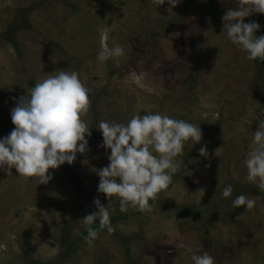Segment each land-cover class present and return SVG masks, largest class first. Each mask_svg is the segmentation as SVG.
<instances>
[{
	"label": "rangeland",
	"instance_id": "374dc122",
	"mask_svg": "<svg viewBox=\"0 0 264 264\" xmlns=\"http://www.w3.org/2000/svg\"><path fill=\"white\" fill-rule=\"evenodd\" d=\"M169 8L153 0H0V138L15 127L11 110L30 95L28 81L36 84L57 70L76 71L89 89L84 120L92 133L88 150L71 164L81 193L64 164L49 169L53 178L40 185L14 168L12 175L0 171V264H193L191 256L204 252L215 264H264V192L241 188L257 187L247 180L245 160L264 119V68L223 30L222 17L238 0H215L221 16L206 0ZM244 20L257 22L256 36L264 35V14ZM101 28L123 56L97 60ZM150 113L200 125L202 141L186 144L183 170L149 201L151 212L132 206L121 212L117 200L110 217L123 218L112 224L115 231L102 230L89 245L80 237L82 218L97 211L95 199L109 203L98 192L97 170L110 155L98 124H126ZM228 184L234 191L223 198ZM241 194L256 200L252 210L233 207ZM180 206L193 210L179 213Z\"/></svg>",
	"mask_w": 264,
	"mask_h": 264
},
{
	"label": "clouds",
	"instance_id": "9594fccd",
	"mask_svg": "<svg viewBox=\"0 0 264 264\" xmlns=\"http://www.w3.org/2000/svg\"><path fill=\"white\" fill-rule=\"evenodd\" d=\"M153 2L156 6L167 2L171 10L180 0ZM253 13L264 14V0H238V8L223 15V30L227 39L246 53L247 59L264 61V35L256 36L261 26L244 20ZM98 32V61L106 62L125 54L122 46L109 45L107 29ZM9 52L15 55L14 49L9 48ZM90 106L89 89L79 73L64 70L49 73L31 88L30 95L21 96L11 110L15 127L0 138V171L12 175L14 168L18 176L37 178L38 185L47 184L53 178L49 169L56 170L65 163L71 165L77 153L88 150L86 137L92 133L84 117ZM258 120L245 165L247 180L264 192V119ZM97 128L102 132V146L110 150L109 164L97 170L98 192L105 194L109 203L105 206L95 199L97 211L82 218L87 231L85 242L89 245L98 238L99 233L93 227L97 221L100 229H106L109 234L115 231L110 216L116 209L110 205L117 200L121 212H126L129 206L151 212L149 201H155L183 170L186 144L189 141L199 144L203 136L200 125L160 113L134 115L126 124L101 120ZM200 155H208L206 147L200 148ZM190 174L187 170L186 175ZM233 191V186L228 184L221 195L231 198ZM232 205L252 210L256 200L241 194L232 200ZM191 260L193 264H215V258L207 252L193 254Z\"/></svg>",
	"mask_w": 264,
	"mask_h": 264
},
{
	"label": "trees",
	"instance_id": "16d2710c",
	"mask_svg": "<svg viewBox=\"0 0 264 264\" xmlns=\"http://www.w3.org/2000/svg\"><path fill=\"white\" fill-rule=\"evenodd\" d=\"M192 1H195V0H187V2H192ZM206 1L208 2L209 6H211L212 8L215 7V0H206ZM213 10H214V13H215L216 16H221L224 13V10L222 8H214ZM23 12L29 13V12H31V9H23ZM13 45H14V47L16 49H18L19 45H18V43L16 41H13ZM253 63L257 67L264 68V61L255 60V61H253ZM28 82H29L30 88H32V87L35 86L34 80L30 79ZM63 169L67 173L68 178L72 182L74 188L79 193H81V190H83L82 189V184H81V181L78 178L77 174L73 170L72 166L69 165L68 163H65L63 165ZM241 188L242 189H251V193H253V194H260V192H261L258 189V187L251 188L250 186H241ZM177 208H179V211H178L179 213H185V214H188V213H190L193 210V207H191V206H182V207L180 206V207H177ZM239 208H243V206H241ZM122 218H123V215L110 217L111 225L114 224V223H116V222H118ZM93 227L98 231V233L101 232L102 230H104V229H100V226H99L98 221L93 225ZM86 236H87V231L84 228V230H83L82 234L80 235V237L85 238ZM122 242H123L122 244H123V248H124V254H125V256H129V254H130V248L125 243L124 239H123ZM62 243H65L64 237H62ZM70 248H71V246L68 247V249H70ZM29 264H42V263L41 262H38V261H29Z\"/></svg>",
	"mask_w": 264,
	"mask_h": 264
}]
</instances>
